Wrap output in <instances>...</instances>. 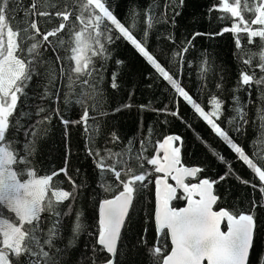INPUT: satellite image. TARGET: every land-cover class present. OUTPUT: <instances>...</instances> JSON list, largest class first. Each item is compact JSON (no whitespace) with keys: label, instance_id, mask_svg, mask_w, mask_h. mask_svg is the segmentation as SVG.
<instances>
[{"label":"snow or ice","instance_id":"6c2138e0","mask_svg":"<svg viewBox=\"0 0 264 264\" xmlns=\"http://www.w3.org/2000/svg\"><path fill=\"white\" fill-rule=\"evenodd\" d=\"M22 3L23 0H0V264H69L65 257L76 247L84 231V213L76 210L70 235H63V221L73 215V203L79 189L85 185H78L68 175L67 161L64 168L45 175H40L35 165L38 141L47 135L53 117H59L66 136L70 125L84 126L88 140L86 150L99 171V187L104 193H111L110 197L98 201V229L90 264H97V251L106 254L102 264H122L119 259L123 254L122 232L130 220L134 202L142 196L153 174H156V238L155 243L147 248L152 264H251L257 210L264 209V0H217L209 9L219 10L232 20L230 27H224L215 35L233 33L241 62L249 68V71L239 72L231 89L233 115L227 123L232 131L243 133L246 130L245 126L249 124L246 109L256 103L251 98L253 86L256 88L258 103L253 123L258 122L259 133L253 141L255 151L251 157L217 123L223 115L224 100L212 95L208 101L211 110L206 111L149 51V30L155 23H168L169 10L172 12L171 23L175 25L176 17L180 15L176 9L183 6L184 0H166L159 18L156 15L159 5L153 0L143 13L133 9L127 23L114 15L107 0H32L26 9H22L25 19L16 21L15 13ZM13 4L17 8H13ZM141 15L145 17L146 25L142 40L134 34ZM40 17H55L60 22L57 27L42 32L37 19ZM220 19H225V15ZM61 33H66L67 39L61 37ZM197 35L202 33H194L193 39ZM242 36L247 37L249 45L259 38V50L244 51ZM120 39L130 43L168 82L176 96L189 104L197 117L236 154V159L253 171L259 185L237 176L241 183L251 184L261 194L259 201L253 198L247 211L219 207L221 197L216 194L214 185L235 173L231 161L199 136L197 138L211 154L226 166L227 170L217 180L197 179L204 169L183 163L179 135H166L162 140H156L153 148L152 129L149 128L148 135L140 139L138 149L131 138L120 151L105 146L102 154L95 147V140L102 135L101 118L109 113L102 110L106 101L99 86L105 69L103 65L97 68L94 58L109 60L108 45ZM168 39L175 43L173 35L169 34ZM191 46V41H186L173 52V61L182 63ZM48 48L55 56L54 61L44 57ZM61 50L66 55L61 56ZM116 63L121 65L123 61ZM57 64L60 65L58 69ZM256 69H259V75ZM210 70L211 64L205 54L200 65L201 80ZM117 75L112 74V89L119 87ZM65 77L69 90L64 94L63 103L66 108L73 103L80 105L83 109L80 119H65L59 107L51 109L41 104L36 106L34 113L37 118L32 123H24L32 120L33 113L23 111L20 105L28 99L27 90L34 78L39 81L38 87L43 89L36 98L43 102L53 96L59 101L56 81ZM74 85H79L81 91L76 92ZM216 87L222 90V84L218 83ZM241 91L248 97L246 102L241 100ZM130 107L131 104H123L113 111ZM90 109L96 114L90 116ZM140 109L183 121L178 107L175 111H170L167 105L153 109L149 103L140 105ZM90 120L93 123L90 124ZM110 142L113 145L120 143V137L114 131L110 133ZM150 149L154 155H148ZM257 158L260 164L256 162ZM61 174L70 183V191L61 186L62 182H54V178ZM169 178L175 184L169 183ZM189 178L197 179V182L192 183ZM178 199H184L186 206L173 207L172 201ZM66 201L73 203L67 205V211H62L61 206ZM222 225H226V231L222 230ZM140 243L146 245V240L141 237ZM258 264H264V257L258 258Z\"/></svg>","mask_w":264,"mask_h":264},{"label":"trees","instance_id":"16d2710c","mask_svg":"<svg viewBox=\"0 0 264 264\" xmlns=\"http://www.w3.org/2000/svg\"><path fill=\"white\" fill-rule=\"evenodd\" d=\"M31 2L32 0H23L19 8L15 4L12 5L13 8H17L16 21L25 19L22 9H26ZM157 2L159 6L156 9V15L159 18L164 11L163 6L166 0H157ZM152 3L153 0H107V4L114 15L126 23L130 22L129 13L133 9L143 13ZM216 3L217 0H184L183 6L176 9L180 15L176 17L175 25L171 23L172 12L169 10V22L155 23L149 30L147 46L166 70L180 81L185 90L193 99L201 103L205 110L211 107L208 101L212 95H217L224 100L223 115L217 123H220L221 127L225 128L236 143L240 144L251 157L255 151L253 141L257 139L259 133L258 122L253 123L256 119L257 92L253 86L251 98L256 103L249 105L246 109L249 119V124L245 126L246 130L243 133L232 131L227 123L228 118L233 115L231 111L233 107L231 89L239 78V72L241 70L249 71V68L241 62L233 33L225 32L222 35H215L221 32L224 27H230L232 23V20L228 19L226 14L221 11H209ZM222 15H225L223 20L220 19ZM37 19L42 32L57 27L60 22L55 17ZM145 28V17L141 15L134 32L137 39H143ZM194 33H202V35H197L193 39ZM169 34L174 36L175 43L168 39ZM60 35L67 39L66 33ZM51 39L53 38L50 37ZM189 40L192 46L185 54L183 62H174L173 52L178 51ZM241 44L244 51L256 52L259 50L261 42L259 38H256L255 43L249 45L247 37L242 36ZM108 48L111 52L109 60L103 61L94 58L96 67L100 68L103 65L105 69L102 72L103 80L99 86L103 89L106 101L102 110L109 113L106 117L101 118L102 135L95 140V147L102 154L105 146L114 151H120L131 138L134 140V147L138 149L140 139L145 138L149 128H151L154 148L156 140H162L166 135L176 134L182 139L183 163L188 166H200L204 169L197 179L205 177L217 180L227 170L226 166L211 154L205 144L197 138L199 136L231 161L235 173V175H229L225 180L215 185V192L221 197L218 202L219 207L247 211L251 207V201L254 197L259 201L260 192L251 187V184L259 185L258 178H255L253 171L242 161L236 159V154L215 135L206 122L197 117L189 104L176 96L168 82L155 72L132 45L120 39L116 40L114 44L108 45ZM205 54L210 61L211 70L201 80L200 65ZM60 55L64 56L66 53L61 50ZM44 57L50 58L52 61L55 60L51 48L44 52ZM118 60L123 61V64L118 65L116 63ZM55 67L58 69L60 65L57 64ZM256 72L259 75V69H256ZM113 73L118 74L117 83L119 87L117 89H112L110 86ZM38 83L39 81L34 78L27 90L28 99L20 105L23 111L33 113L32 120H26L24 123H32L37 118L34 115L36 106L41 104L51 109L59 107L65 119L71 121L80 119L83 112L80 105L73 103L66 108L63 103L64 94L69 90V82L66 77L56 81V90L60 93L59 101L56 100L55 96L43 102L37 99L36 97L43 91L42 87H38ZM218 83L222 84V90L217 89ZM74 87L76 92L81 91L79 85H74ZM239 95L242 102L248 100L244 91H241ZM72 99L75 100L76 97L73 96ZM149 103L153 109H162L167 105L170 111H175L178 107L183 121L171 115L163 113L158 115L156 111H142L140 109V105H148ZM123 104H131V107L119 112L113 111ZM95 114L90 109V116ZM164 121L167 122L164 123ZM89 123L91 124L93 121L90 120ZM48 128L47 135L38 141L35 165L38 173L45 175L64 168L67 161L68 175L78 185L82 183L85 185L79 189L75 202L66 201L61 206V210L67 211V205L73 203V215L66 217L63 221L64 237L70 235L69 230L74 220L75 211L80 210L84 213V231L81 233L76 247L70 250L65 259L69 261V264H90L89 258L93 256L92 245L95 243V233L98 229V201L110 197L111 193H104L99 187V171L95 167L93 157L87 153L88 140L84 133V126L70 125L66 136L65 128L59 117H53ZM113 131L120 137V143L117 145L110 142V133ZM154 154L150 149L148 155ZM256 162L261 163L258 158ZM147 167L150 168L151 166ZM155 175L153 174L152 180L148 183V187L142 196L134 202L130 220L122 232L123 254L119 257L122 264H152L151 258L147 254V248L155 243L156 238L153 220ZM237 176L242 180L250 181L251 184L241 183ZM197 179H190L189 181L192 182ZM54 182H62L61 186L65 190H71V185L63 174L54 178ZM184 202V199L174 200L172 206L180 207ZM141 237L146 240V245L140 243ZM167 243L168 250H170V241ZM261 257H264V209L257 210V230L250 257L251 264H258V258ZM96 258L97 264L102 263L106 254L97 251Z\"/></svg>","mask_w":264,"mask_h":264},{"label":"water","instance_id":"95a60500","mask_svg":"<svg viewBox=\"0 0 264 264\" xmlns=\"http://www.w3.org/2000/svg\"><path fill=\"white\" fill-rule=\"evenodd\" d=\"M171 135H176V134H171ZM177 143H180V142H177ZM181 154H182V147H181ZM186 166H188V165H186ZM205 177H203V178H201V179H204ZM189 179H193V178H189ZM169 183H172V184H175V182L174 181H172L170 178H169ZM195 183V182H194ZM214 189H215V185H214ZM178 191H180V192H182V190H178ZM186 201H185V203L181 206V207H184V206H186ZM155 207H156V186H155V188H154V212H155ZM177 208H180V207H177ZM98 218H99V213H98ZM153 220H154V214H153ZM222 230H227L226 229V225H222ZM171 247V246H170ZM170 251V250H169ZM99 264H102V263H99Z\"/></svg>","mask_w":264,"mask_h":264},{"label":"flooded vegetation","instance_id":"af4514ba","mask_svg":"<svg viewBox=\"0 0 264 264\" xmlns=\"http://www.w3.org/2000/svg\"><path fill=\"white\" fill-rule=\"evenodd\" d=\"M190 180V179H189ZM192 180V179H191ZM194 182H197V180L196 181H192V183H194Z\"/></svg>","mask_w":264,"mask_h":264},{"label":"rangeland","instance_id":"374dc122","mask_svg":"<svg viewBox=\"0 0 264 264\" xmlns=\"http://www.w3.org/2000/svg\"><path fill=\"white\" fill-rule=\"evenodd\" d=\"M211 110V107H210V109H208V110H206V111H210Z\"/></svg>","mask_w":264,"mask_h":264}]
</instances>
